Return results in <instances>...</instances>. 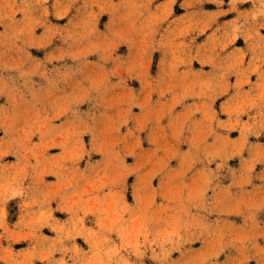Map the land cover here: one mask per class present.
Returning <instances> with one entry per match:
<instances>
[{
  "label": "clouds",
  "instance_id": "clouds-1",
  "mask_svg": "<svg viewBox=\"0 0 264 264\" xmlns=\"http://www.w3.org/2000/svg\"><path fill=\"white\" fill-rule=\"evenodd\" d=\"M0 264H264V0H0Z\"/></svg>",
  "mask_w": 264,
  "mask_h": 264
}]
</instances>
